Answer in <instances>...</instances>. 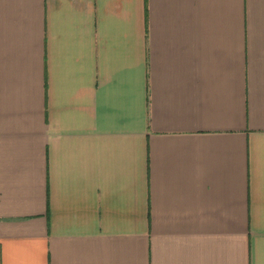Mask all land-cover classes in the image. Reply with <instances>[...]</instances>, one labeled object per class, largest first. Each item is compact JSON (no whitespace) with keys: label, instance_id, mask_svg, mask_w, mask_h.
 Wrapping results in <instances>:
<instances>
[{"label":"crops","instance_id":"crops-1","mask_svg":"<svg viewBox=\"0 0 264 264\" xmlns=\"http://www.w3.org/2000/svg\"><path fill=\"white\" fill-rule=\"evenodd\" d=\"M0 264H264V0H0Z\"/></svg>","mask_w":264,"mask_h":264}]
</instances>
